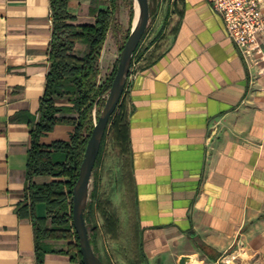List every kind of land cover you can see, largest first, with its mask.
Instances as JSON below:
<instances>
[{"label":"crops","instance_id":"1","mask_svg":"<svg viewBox=\"0 0 264 264\" xmlns=\"http://www.w3.org/2000/svg\"><path fill=\"white\" fill-rule=\"evenodd\" d=\"M147 2L149 25L121 96L127 141L113 175L126 194L114 226L99 217L91 247L102 264H216L226 253L228 264H264V63L240 53L206 0ZM90 8L107 5L67 3L75 24L93 23ZM50 35L49 0H0V264H37L31 216L46 208L26 194L29 124ZM58 129L64 140L73 131L55 126L41 141ZM43 245L42 264H80L65 241Z\"/></svg>","mask_w":264,"mask_h":264},{"label":"trees","instance_id":"2","mask_svg":"<svg viewBox=\"0 0 264 264\" xmlns=\"http://www.w3.org/2000/svg\"><path fill=\"white\" fill-rule=\"evenodd\" d=\"M68 1L49 0L51 20L48 44L49 69L44 92L39 101L37 118L36 120L32 118L29 124L31 142L28 153L26 194L31 207L35 203H44L46 208L44 217L31 216L37 264H42L43 254L50 251L43 245L44 240L65 241V253L71 260H77L81 264L71 220V189L93 128L92 110L94 109L97 120L100 103L102 105L104 102L102 97L108 92L116 70L115 66L112 72L100 82V51L114 22L115 0H109L104 10L90 8V14L94 17L91 24H75V18L67 12ZM131 3L132 0H129V5ZM129 18H132L131 9ZM76 43L84 45L83 52L74 51ZM60 99L69 102L70 106H55L56 100ZM58 124H68L73 127L69 141L44 144L41 137ZM107 125L101 144L105 133L110 131L118 149L124 153L127 122L126 109L121 98L109 117ZM101 144L94 165L98 161ZM34 176H48L52 180L36 185L31 182ZM63 178L65 180H62ZM90 196L94 197L93 191ZM87 207L88 205L85 210ZM98 212L106 226L115 225L114 219L106 215L101 204H98ZM89 242L91 245L90 239Z\"/></svg>","mask_w":264,"mask_h":264},{"label":"rangeland","instance_id":"3","mask_svg":"<svg viewBox=\"0 0 264 264\" xmlns=\"http://www.w3.org/2000/svg\"><path fill=\"white\" fill-rule=\"evenodd\" d=\"M95 1L100 5H107L109 0H95ZM130 9L132 10L131 19L129 18ZM134 15L135 12H134L133 2L131 3V5H129V0H115L114 22L105 38L106 41H105V50L103 51L104 54L103 56L100 55L101 58H99V68H100L99 80L104 79L106 76H108L112 72L113 68L117 65L120 48L121 46H123L124 38L126 35H128V32L134 23V17H135ZM136 50L134 55L137 54ZM106 95L107 93L102 97L104 98V100L106 98ZM103 104L101 105L100 103L99 113L103 107ZM55 106L66 107V106H70V104L69 102L60 99V100H56ZM92 120L93 123H95L96 119H95L94 109L92 110ZM56 126H65L68 128L72 127L71 125L68 124H58ZM54 128L47 134L51 133L54 130ZM59 130L60 129L52 133V137L56 138V140L54 141H69L73 131L68 136V139L64 140L63 138H65L66 134ZM47 134H45L44 136H46ZM44 136H42L41 139ZM119 156H120L119 149L116 143L113 141L110 131H107L105 133L103 142L101 144L98 161L96 165H94L93 167L89 182L88 197L86 203V206L88 205V207L85 210V224L88 229V237L91 234L92 229H96L100 227V220H99L100 213L98 212V204H101V206L104 209V212L111 219L113 218V214L115 212H118L119 208H121L120 201L123 200L124 198H122V195L121 198L118 195L121 192L126 194V189L124 188L125 190L123 191L120 190L121 186L119 187L117 183L116 184L114 183L115 175H113L117 171L116 168L119 166ZM62 180L65 179L63 178ZM91 191L94 192V197L90 196Z\"/></svg>","mask_w":264,"mask_h":264},{"label":"water","instance_id":"4","mask_svg":"<svg viewBox=\"0 0 264 264\" xmlns=\"http://www.w3.org/2000/svg\"><path fill=\"white\" fill-rule=\"evenodd\" d=\"M132 2L134 5V12L136 7V17L134 18V23L120 50L114 76L111 80L103 107L100 110L97 120L93 124L90 136L86 142L82 159L78 166L77 177L71 189V220L79 247L81 264H102L100 258L94 253L90 245L84 213L88 197L89 182L102 137L107 127L109 117L114 112L122 96L133 53L146 30L149 20L147 0H132Z\"/></svg>","mask_w":264,"mask_h":264},{"label":"built area","instance_id":"5","mask_svg":"<svg viewBox=\"0 0 264 264\" xmlns=\"http://www.w3.org/2000/svg\"><path fill=\"white\" fill-rule=\"evenodd\" d=\"M206 2L219 16L226 37L240 53L243 56L255 55L264 63V10H262L264 0H206ZM133 77L132 61L127 81ZM239 246L237 242L236 247ZM233 258L232 253H226L215 263L228 264ZM181 264H190V262L182 259Z\"/></svg>","mask_w":264,"mask_h":264},{"label":"bare ground","instance_id":"6","mask_svg":"<svg viewBox=\"0 0 264 264\" xmlns=\"http://www.w3.org/2000/svg\"><path fill=\"white\" fill-rule=\"evenodd\" d=\"M135 13H136V7H135ZM135 17H136V15H135ZM135 17H134V18H135Z\"/></svg>","mask_w":264,"mask_h":264}]
</instances>
